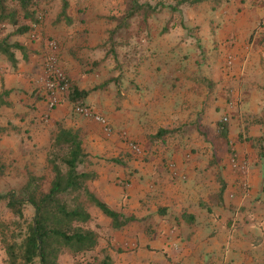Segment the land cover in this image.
I'll return each instance as SVG.
<instances>
[{
    "label": "rangeland",
    "instance_id": "rangeland-1",
    "mask_svg": "<svg viewBox=\"0 0 264 264\" xmlns=\"http://www.w3.org/2000/svg\"><path fill=\"white\" fill-rule=\"evenodd\" d=\"M137 1L151 9L127 17L130 0H69L67 24L57 0H37L36 23L6 0L17 23L0 24V39L24 54L14 65L0 55L11 102L0 106V220H15L5 196L28 173L47 186L60 125L82 141L86 187L126 221L112 228L86 202L96 247L57 264L102 249L113 264H264V241L253 243L264 232V0ZM19 25L29 30L12 34ZM72 87L87 93L71 101Z\"/></svg>",
    "mask_w": 264,
    "mask_h": 264
},
{
    "label": "trees",
    "instance_id": "trees-1",
    "mask_svg": "<svg viewBox=\"0 0 264 264\" xmlns=\"http://www.w3.org/2000/svg\"><path fill=\"white\" fill-rule=\"evenodd\" d=\"M22 17L31 23L38 21L37 0H14ZM59 11L56 19L70 23L67 15L69 0H57ZM212 2L218 5L220 0H176L169 9L176 10L179 5H196L203 2ZM150 6L130 0L126 13L127 17L140 13L145 15ZM16 25V10L7 8L6 0H0V24ZM29 26L19 25L12 34H23ZM10 34L0 39V55L11 65L16 59L14 50L24 54V47L15 41L9 42ZM86 91L72 87L70 100L82 98ZM10 90L0 83V106L9 107ZM218 133L226 138L225 122H218ZM7 127L0 126V134L6 133ZM167 130L159 128L154 137H160ZM52 155L47 158V166L51 178L46 187H43L42 177L28 173L25 181L15 190L5 196L6 207L13 214L15 220L6 223L0 220V247L4 258L2 264H57L58 256L67 252L72 257L83 256L86 252L93 251L97 244V234L93 229L82 224L90 219L86 202L95 206L106 216L112 228H120L126 221L122 214L96 197L87 187L86 182L94 178V173L78 171V166L86 160L82 141L78 133L70 128L58 126L52 137ZM230 150V146H228ZM1 170V166H0ZM223 186L220 187L219 193ZM4 195H0V200ZM25 204L32 208L31 220L26 222L22 209ZM190 220L191 215H183ZM264 241V232L255 236L253 243ZM113 264L112 258L105 250L101 256L93 258V262L84 261L82 264Z\"/></svg>",
    "mask_w": 264,
    "mask_h": 264
}]
</instances>
